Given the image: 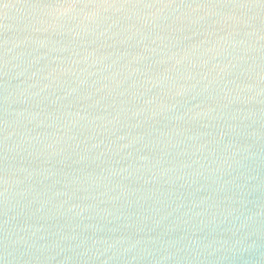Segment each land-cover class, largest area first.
Instances as JSON below:
<instances>
[{"label": "water", "instance_id": "obj_1", "mask_svg": "<svg viewBox=\"0 0 264 264\" xmlns=\"http://www.w3.org/2000/svg\"><path fill=\"white\" fill-rule=\"evenodd\" d=\"M0 264H264V0H0Z\"/></svg>", "mask_w": 264, "mask_h": 264}]
</instances>
